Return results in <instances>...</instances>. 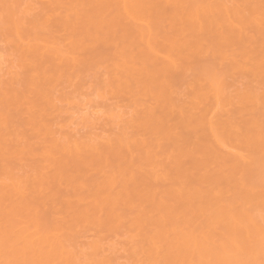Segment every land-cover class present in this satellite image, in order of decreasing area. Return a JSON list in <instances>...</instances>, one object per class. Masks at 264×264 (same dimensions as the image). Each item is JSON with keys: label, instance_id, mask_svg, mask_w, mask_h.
Wrapping results in <instances>:
<instances>
[{"label": "bare ground", "instance_id": "1", "mask_svg": "<svg viewBox=\"0 0 264 264\" xmlns=\"http://www.w3.org/2000/svg\"><path fill=\"white\" fill-rule=\"evenodd\" d=\"M38 3H42L39 12L28 18L26 12L37 9ZM164 3L176 11L170 36L164 34L168 27L162 24ZM237 3L0 0V30L9 44L6 52H0V68L5 56L23 66L14 70L11 65L7 80L0 75V85L6 89L0 95V264H119L112 252L98 253L101 244L78 245L74 232L88 226L124 229L126 223L132 229L129 264H264V91L261 97L251 89L228 97L227 82L216 74L207 76L206 83L198 79L191 96L180 103L178 93L167 85L180 68L179 59L189 56L194 43L195 53L215 45L231 52L248 27L264 24V8L260 9L264 4ZM191 5L195 9L186 16V6ZM232 10L234 16L228 14ZM124 14L132 15L133 22H124ZM57 26L72 35L70 47L44 37L34 41L23 37L25 30L50 31ZM128 29L131 35L126 34ZM196 32L203 39L194 38ZM137 37L141 40L126 43L127 38ZM112 39H120L122 51L117 70L104 83L110 92H129L133 98L136 116L131 119V132L61 143L37 112L41 105L26 103L25 93L14 96L12 85L20 80L18 90L37 93L43 104L52 102L53 96L65 101L55 94L58 77L78 75L89 65L77 57V49L86 43L104 46ZM101 58L112 60L105 53ZM231 58L236 69L264 81V45L256 51L244 45ZM142 81L145 85L137 86ZM134 90L153 100L142 113V100ZM2 105H7L5 111ZM215 108L219 116L212 115ZM14 115L23 117L43 145L47 158L40 169H54L47 177L15 170L14 158L32 159L38 153L23 140H14ZM179 126L189 131L187 139L181 137ZM66 168L74 173L66 174ZM85 170L96 171L92 186L76 179ZM257 177L261 179L256 183ZM66 178L72 191L68 205L61 209L66 215L61 221L54 216L46 219V213L34 205L33 193L50 182L61 187ZM163 181L169 185L161 186ZM32 183L35 187L27 190ZM91 205L99 208L92 212ZM192 212L200 217L182 223ZM114 215L120 220L117 226L111 224ZM220 225L227 234L222 239ZM138 232H143L140 239Z\"/></svg>", "mask_w": 264, "mask_h": 264}, {"label": "rangeland", "instance_id": "2", "mask_svg": "<svg viewBox=\"0 0 264 264\" xmlns=\"http://www.w3.org/2000/svg\"><path fill=\"white\" fill-rule=\"evenodd\" d=\"M235 1H238L237 4H264V0ZM25 6L26 4L22 5V7ZM41 6L42 3H38L37 9H28L26 12L30 15L28 18H31L32 15L39 12L38 8ZM161 8L164 10L161 12L163 19L162 24L168 27V29L164 31V34L170 36L171 30H173L170 27L171 23L174 22L172 19L176 16V11L173 7L170 5L167 6L165 3L161 5ZM263 8L264 7L262 6L260 7V9ZM194 9L195 5L186 6L184 13L188 16L193 13ZM228 14L234 16L235 11L232 10L228 12ZM124 18V22L126 23L133 22L132 15L124 14ZM126 34L131 35L132 29H128ZM71 36L72 35L68 31H63V28L59 26L50 31L25 30L23 32L25 41H34L37 38L44 37L58 43L62 47H70L69 41ZM175 37L180 41L184 39L177 34H175ZM193 37L196 39H203L198 32L194 33ZM132 39L141 40L140 37L127 38L126 43ZM87 40L89 39H86L85 41ZM224 40L225 37L220 38V41ZM119 43L120 39H112L109 44H104V46L99 45L98 43H86L85 45L82 44L81 47L77 49L80 50L79 56L77 55V57L81 60H87L89 65L82 67L81 72L78 75L67 73L62 78L61 76L58 77L57 84L59 91L55 94L63 96L65 101L55 100V97L53 96L52 102L43 104L39 101L37 93L28 90H18L21 87V83H18L20 80H16L12 85L14 88L12 94L18 96L19 94L25 93V95L22 96H25L26 103H31L35 106L41 105L40 110L37 112L40 113L41 117L55 130V136L61 139V143H66L67 141L78 137H96L97 135H100L101 137L109 136L115 138L121 133L130 134L132 128L131 119L136 116V113L133 111V98L129 92L122 91L118 94L110 92L109 88L104 83L110 82L111 72L117 70L116 65L119 60V54L122 51V49L118 47ZM201 43H203V40ZM195 45L196 43L190 47L191 52L188 57L179 59L180 68L173 72V76L169 77V81L167 82V85L172 87L178 93V98L181 101L180 103H184L182 100L191 96L194 91L192 84L194 86V83L198 79H200L201 82L206 83L207 76L216 74L224 77L227 82L225 93L228 97H236L240 93H247L245 91L248 89H251L253 94L261 97V93L264 91V81L249 71L236 69L231 57L244 45L249 46L252 51H256L263 46L264 24L260 27L257 25L248 27L244 38L236 42L235 46L231 48V52H226L221 46L215 45L209 49H201L200 52L195 53L193 50ZM8 48L9 44L5 40L3 31L0 30V52H6ZM103 53L112 60H106L105 58L102 59L101 54ZM16 63L17 60H15L14 57H4L0 68V75H3L5 80L10 76L9 68L11 65H14V70L23 68L21 64ZM65 63L66 61L62 62L61 67L64 66ZM144 85V81L137 84V86L141 87ZM4 90H6L5 87L0 85V95L3 94ZM134 91L142 100L143 106L139 107V113H142L145 110L144 108L149 106L153 100L142 91ZM6 109L7 105H2L1 110L5 111ZM161 112H163V110H161ZM112 113L114 115H111ZM255 113L258 114L259 110H256ZM219 114L220 113L216 108L212 112V115L214 116H219ZM251 114L252 112L249 113V115ZM12 119L15 123L14 127L17 128V131L14 133V140L17 138L23 140V144L27 143L38 153V156L32 159L26 158L25 156L14 158L15 170L17 169V172L19 173H22L23 171H36V173L42 172L40 167L47 158L43 150V145L40 140L35 137V134L29 129V127L22 122L23 117L14 115ZM179 127L178 132H180L181 137L187 139L189 131L182 126ZM98 141H100V139H98ZM157 150L159 151L161 148H157ZM114 156L121 157L118 154ZM9 160L10 159H8V161ZM220 164V162L216 163V165ZM182 165H185L183 161ZM0 170H2L1 166ZM53 172V168H48L45 172H42L44 174L42 177H47ZM65 172L70 175L74 173L72 168H66ZM79 176L83 177L78 178ZM95 177V170H85V175H78L76 179L83 181L86 180L85 182L92 186ZM66 179L68 180L61 183V187L55 182H50V186L46 184L43 189L36 188L39 192L33 193L35 200L34 205L39 207L42 213H46V219L54 220L53 216L59 221L64 219L66 214L62 212L61 209L64 205H68L66 199L72 193L70 187H67L70 180L69 178ZM259 179H261V177L255 178V182L257 183ZM33 185V183L32 185L30 184L27 190H30ZM160 185L167 186L169 185V182L163 181ZM56 191H58V193L55 195ZM91 207L92 212H95L99 208H93V205H91ZM105 212L106 214H109L110 208H106ZM102 216L106 218L105 214ZM196 217H200V214L198 212H192L182 220V223H185L189 219H195ZM110 220L112 219L107 218V223H110ZM111 224L114 226L120 224V220L117 216H115V221ZM131 232L132 229L129 227L128 223H126V228L124 229H111L107 226L102 229L95 226L84 228L78 227L74 232V238L78 245L85 248L92 243L101 244V248L98 251L99 254L112 252V257L117 263L129 264V260L132 257V244L131 239H129ZM226 236V228L220 225L218 238L222 239V237ZM142 237L143 232H138L137 238L140 239Z\"/></svg>", "mask_w": 264, "mask_h": 264}]
</instances>
